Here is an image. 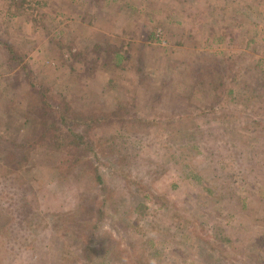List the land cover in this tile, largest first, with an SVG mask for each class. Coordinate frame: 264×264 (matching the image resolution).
Returning a JSON list of instances; mask_svg holds the SVG:
<instances>
[{
  "label": "rangeland",
  "instance_id": "rangeland-1",
  "mask_svg": "<svg viewBox=\"0 0 264 264\" xmlns=\"http://www.w3.org/2000/svg\"><path fill=\"white\" fill-rule=\"evenodd\" d=\"M17 1L0 0V264H264V0ZM42 91L93 121L73 125L92 143L77 176L72 147L33 143ZM22 140L25 172L5 154Z\"/></svg>",
  "mask_w": 264,
  "mask_h": 264
},
{
  "label": "trees",
  "instance_id": "trees-1",
  "mask_svg": "<svg viewBox=\"0 0 264 264\" xmlns=\"http://www.w3.org/2000/svg\"><path fill=\"white\" fill-rule=\"evenodd\" d=\"M11 2H13L12 3L13 5H11V6L9 5L8 13L12 17V16H15V14H13L14 9H12V8L16 7V4H17L16 2H18V1L17 0H11ZM107 2H108V0H107ZM110 2H112V0ZM21 5L24 6L25 4L23 3ZM1 44L4 48H6V50L9 51V54H10L9 59H8L9 61H11V60H13V61L17 60L18 61L19 60V58L17 57L15 52L9 46V44H5L3 42ZM113 60L117 66L122 61H124L125 58H123L120 54L114 53ZM112 64H113V62H112ZM21 68H23V71L25 73V77L30 79L32 76L31 72L28 69H26V67H24V66ZM29 84H30L29 85L30 87H33V85H34V87L38 91L40 90V87L38 89V87L35 84H33V83H29ZM40 93H41V97L44 99L45 108L41 110L40 130H39V134L35 138L36 140H34L33 143H34V145H36V144H38V142H41L40 144L45 143L51 147L52 146L56 147V148L63 147L65 149L68 147H72L74 149L73 150V158H72L71 162L69 163V167L66 169L64 176L65 177H67V176L71 177L73 173H75V175L77 176L79 173H76V172L72 171L71 169H74L75 166L78 167L79 164L85 162L82 158H79V156L82 155L80 157H84V159H86L87 153L84 151H85V149H88V151H91L92 150V148H91L92 143L87 141V139H85V137L83 135V130L75 131V127L73 125L76 123V125H82V127L77 126L78 128H83L86 123L89 124V123H92L93 121L89 120L88 122H85V121L81 122L76 117L75 112H72L70 115V114H68V112L64 108L61 109L59 107L50 106L49 104H47V101L45 102V100H47L45 97V92L42 91ZM36 117H37V115H36ZM73 117H75V119H73ZM62 126H64V128L66 130L65 134H62V132L60 131V129H62ZM8 146H9V149L6 148V151H5L7 158L10 159V156H12L13 158H16V162H17L16 168L18 170L21 169L24 172L29 171L27 169H23L20 167L21 164H19V161L17 160L18 159L17 155H14V154H18L19 151L21 154L22 151H24L26 148H28L29 143L26 142L25 140H22V142H18V143L11 141L8 143ZM84 153H86V154H84ZM86 162H88V161H86ZM5 169H6V172L8 171L7 172L8 173L7 178L11 179L10 177H13L14 172H11V168L7 163H6ZM94 175L98 176L97 172H94ZM96 179H99V177H96Z\"/></svg>",
  "mask_w": 264,
  "mask_h": 264
}]
</instances>
